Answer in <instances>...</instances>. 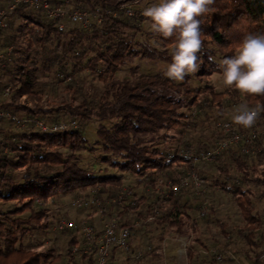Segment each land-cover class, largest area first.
Returning a JSON list of instances; mask_svg holds the SVG:
<instances>
[{"label":"trees","instance_id":"16d2710c","mask_svg":"<svg viewBox=\"0 0 264 264\" xmlns=\"http://www.w3.org/2000/svg\"><path fill=\"white\" fill-rule=\"evenodd\" d=\"M8 1L0 0V6ZM49 1L52 6L70 10L98 8L103 14L111 8L117 15H103L100 22L92 20L90 29L65 22L64 29L59 30L39 9L20 6L7 26L0 28V49L14 48L12 62L0 68V93L10 88L0 107L28 120L16 132L0 126V202L14 203L11 210L0 211V264H94V243L104 221L101 218L89 219L94 242L86 253L89 244L82 235L77 236L76 229L56 231L67 237L65 254L29 242L34 233L46 237L54 232L52 207L67 197L87 198L98 189L97 195L105 200L122 190L123 176L93 175L78 164L79 151L87 144L85 128L93 120L98 123L96 137L104 153L101 160L134 176L137 184L151 191L150 197L132 193V201L124 199L121 210L115 213L118 226L129 228L133 223L127 216L132 214L143 229L154 228L159 236H188L204 249L217 248L224 257L232 253L236 258H227L226 264H264L260 259L264 221L259 208L261 205L264 211V113L252 127L257 133L252 144L240 142L211 162L198 165L197 172L207 181L205 198L210 199L203 217H198L201 197L190 187L175 195L155 197V190L178 182L190 165L177 155L180 148L173 151L170 147L172 142H180L175 135H183L195 124L186 122L188 117L201 122H206L202 118L205 114L212 117L206 126L215 139L197 146L206 151L223 137L215 123H233L229 115L232 108L241 103H264V97L245 95L235 88L218 92L209 83L214 74L221 73V60L234 54L246 33L264 32V0H215L199 17L204 40L203 51L198 54V62L202 61L199 71L186 75L183 81L164 74H138L132 80L115 78L121 67L138 56L169 64L174 42V38L150 30L146 34L149 39L171 47L157 50L140 43L136 39L141 31L140 16L119 10L121 0ZM28 50L30 57L17 53L23 55ZM87 77L91 80L86 83ZM193 82L199 85L193 86ZM22 95L37 101L33 109L17 103ZM45 96L46 108L39 104ZM192 109L189 116L187 111ZM37 119L74 122L76 127L42 132L34 126ZM3 121L4 125L14 123ZM236 126L241 133L252 130ZM180 146L192 147L187 141ZM244 146L249 147L247 153ZM207 165L210 168L206 169ZM227 204L238 215L235 224L221 214ZM130 229L132 243L138 228ZM210 230L214 232L210 234ZM72 248H77L76 255ZM136 248L134 244L132 250ZM144 253L140 260L124 258L133 264H143L147 258L163 264L156 249ZM196 253L192 245L187 251L189 264H196ZM207 259L206 264H220L212 254Z\"/></svg>","mask_w":264,"mask_h":264},{"label":"built area","instance_id":"2783aa9c","mask_svg":"<svg viewBox=\"0 0 264 264\" xmlns=\"http://www.w3.org/2000/svg\"><path fill=\"white\" fill-rule=\"evenodd\" d=\"M147 4V3H146ZM129 5H132L131 9L135 7L143 9L145 1L142 2H132L128 0H121V5L119 10H123L126 14L132 15ZM138 5V6H137ZM20 6H30L39 9L45 16L53 20L56 27L59 30H63L65 27V22L73 25H79L83 29L91 28V21L97 20L100 22L103 15L116 16L117 10L111 8L106 9L104 14L98 8L88 11V10H70L62 6H52L49 0H9L3 6H0V28H5L7 26V21L14 14L15 10ZM118 10V11H119ZM14 54L13 46H8L4 49H0V68L8 65L12 62ZM10 92V88H5L3 93H0V100L2 97L6 96ZM46 96L43 101L39 104L46 108L45 105ZM17 103L28 108L33 109L37 104V101L29 99L27 95H22L17 100ZM5 119H10L15 122L18 126L23 127L28 120L23 118H17L15 115L4 110L0 107V121ZM34 126L37 127L42 132H56L59 130H66L67 128L76 127L74 122H55L46 123L44 120L37 119L34 120ZM217 128L223 133V137L220 138L215 146L209 150H198L193 147L180 148L176 153L179 157L184 158L189 161V166L184 175L176 183L168 182L167 187L160 191V196L168 197L170 195H175L180 192V190L185 188H192L195 194L201 197L200 201V213L198 217H203L207 209V199L205 198L207 191V181L200 176L197 172V167L200 163L211 162L215 159L221 152L228 149L229 147L238 144L240 142H245L247 144H252L257 133L253 129L248 133H241L237 126L230 121H221L217 123ZM1 138V136H0ZM249 151L248 146L243 147V152L247 153ZM97 190L93 191V195H90L84 199L72 200L67 208L79 209V208H96L101 214L107 216L105 222L103 221L102 233L100 237L95 241V252H94V264H109L111 257L115 251L120 252L126 259L129 260H140L143 254L138 251L132 250L130 243V230L128 227L118 226L117 220L113 215H107L108 206H119L122 203L124 197L130 195L129 192L122 189L116 196L112 197L109 201L104 203L97 196ZM76 229L80 230L81 235L89 244L88 248L84 250L86 253L91 249L90 244H92L94 237V229L90 224L86 222H77L76 220H60L56 223L54 230L63 231ZM175 239L178 242V246L174 249V253L178 257H183L186 255L187 249L191 244L192 238L188 236H176ZM72 253L77 254V248H72ZM210 253L214 255V259L217 263H223L227 258H233L231 255L224 257L217 248H211ZM235 259V258H233ZM260 259L264 260V251L260 256ZM234 264H242L240 261H235Z\"/></svg>","mask_w":264,"mask_h":264},{"label":"rangeland","instance_id":"374dc122","mask_svg":"<svg viewBox=\"0 0 264 264\" xmlns=\"http://www.w3.org/2000/svg\"><path fill=\"white\" fill-rule=\"evenodd\" d=\"M139 0H134L132 2H135ZM141 1H145V5L146 6H151L153 3H157L158 0H141ZM147 3V4H146ZM138 6V5H137ZM121 10V9H120ZM143 9L137 8L135 7L134 9H131V12L133 13L132 16L137 18V15L139 14L140 18H138L139 21L138 25L140 26V33L136 36V39L140 42V43H147L149 45H151L152 47L156 48L157 50H163L165 48L171 47V46H162L160 45V43L156 42L154 39H149L146 34H148V32L151 30L150 27V20L149 18H146L143 16L142 14ZM136 12H138V14H136ZM138 16V17H139ZM18 24V20L15 21V26ZM19 56L21 57H30V53L31 51L28 50V52L21 53V51L17 52ZM166 70V64L162 63L159 60H155V61H147L146 59L138 56L133 58L131 61L127 62L126 65H124L123 67H121L115 74V78H117L118 80H132L133 77H135L138 74H149V75H153V74H164ZM220 74H214L209 83L214 87V89L218 92H223L224 90H226L227 88L224 87L221 84H213V79L214 78H218ZM91 79L90 77L86 78V83L89 82ZM193 86H197L199 85L196 82L192 83ZM87 87V84L85 85V88ZM28 96V95H27ZM29 97V96H28ZM30 99V97H29ZM234 110L235 108H232L230 110V118H232V116L234 115ZM193 109L189 112L187 111L188 115L190 116V114L192 115L193 113ZM14 115V114H13ZM15 116L17 118H23L20 117L19 115ZM192 117V116H191ZM187 118L186 122L189 121H194L195 124H193L192 128L191 127H187L186 132L183 133V135H175L176 138H179L180 142H172V144H170V147L173 151H177V148H182L180 145L184 142L187 141L188 143H190L192 145L193 148L197 149V146L199 145H203V144H209L210 142H212L215 139V135L212 133V131L210 129H208V127L206 126L208 120L212 119V117L209 114H205L202 118L206 119V122H201L198 120H193L192 118ZM24 119V118H23ZM222 121V120H221ZM229 121V120H228ZM219 122V121H218ZM215 123V126L217 127V123ZM231 122V121H230ZM4 121H0V126L7 128V130L9 132H16L17 130L21 129L20 126H18L15 122L11 125H4L3 124ZM97 122L96 121H91L89 124H87L86 128H85V136L87 139V144L86 147L82 150L79 151L80 154V159L78 161V164L80 167H82L83 169H86L88 171H90L93 175H107V176H123V187L122 189H124L125 191L129 192L130 195L128 197H124L122 199V203L121 205H117V206H108V213L107 215H113L115 216L116 220H117V216L115 213L119 212L121 209V206L123 205V201L124 199L126 200V202L132 201L131 199V195L132 193L137 194V196H141L142 194L147 195L150 197V193L151 191L149 189L143 188V186L137 184L134 176H131L129 174H124L121 171H119L117 168H114L112 166H110L108 163H105L101 160V157L104 156V153L102 152V146L101 144L98 142V139L96 137V128H97ZM105 124L109 125V122H106ZM172 134V133H170ZM0 136L2 137V134L0 133ZM1 139V138H0ZM180 143V144H179ZM179 144V145H178ZM201 150V149H199ZM210 168V165H207L205 168ZM98 191V189H97ZM155 197L158 194V197L160 196V191L159 189L155 190ZM98 196V195H97ZM98 198L100 200H102L104 203H106L107 201H109L110 199H102L100 196H98ZM76 198L73 197H67L64 201V203H62L61 205H54L52 207L51 210V214L52 216H55L54 219V227L56 225L57 222H59L60 220H76L77 222H86L87 224H91L89 219L95 220L96 218H101L102 220H106L107 216L101 214V212L96 209V208H79V209H74L71 210L70 212H66V210H70L71 208H67V205L72 201L75 200ZM84 199V198H83ZM210 202V199L207 200V205ZM14 206L13 202H0V211L1 212H6L8 210H11ZM259 208H261V213H262V219L264 221V211L262 209V206L259 205ZM221 214L222 216L226 219V221L230 224H235L237 223V219H238V215L236 213V211L231 207V205H223L221 208ZM127 218L129 220L132 221V225L130 227H136L137 229V243L139 245V247L141 249H139L138 247L135 249V251H140L143 255L145 254L144 252L146 250H149V248H154L156 246L157 240L156 238H159V241L165 239V238H171V242L168 245H165V247L167 248L168 253L166 254V257L168 259V261L170 262V264H189L188 262V256H187V252L186 255L183 257H178L176 253H174V249L178 246V242L175 239V235L173 234H165V235H161L159 236H150L149 231L152 230L151 227H147L146 231L145 229H143V226L141 227V223L139 221H136L132 214L128 215ZM118 221V220H117ZM135 222H138L140 224H138L137 226L135 225ZM129 227V230L131 231ZM54 229V228H53ZM54 232L49 234L46 237L40 236L36 233L33 234V236L31 238H29V242H31L32 244H40L41 248L43 249H48V248H54L56 253H61V254H65L66 252V242H67V237L61 235V234H56V231L53 230ZM213 230H210V234L213 233ZM145 233V234H144ZM149 234V235H147ZM77 236H81V232L78 229L77 230ZM172 236H175L174 238ZM135 239V240H136ZM135 243H131V246H133ZM163 244V243H162ZM193 245V247L197 250L196 253V260L194 263L198 264V263H202V264H206L208 261V256L210 253V249H204L201 246H199L198 244H196L195 242L191 241L190 246L188 247V249ZM214 248V247H212ZM187 249V251H188ZM166 251V252H167ZM231 253V252H230ZM232 256L233 258H236L235 256H233V254H229V256ZM148 260H150V258H148ZM148 260H145L144 264H148ZM226 261V260H225ZM224 261V263L221 264H226Z\"/></svg>","mask_w":264,"mask_h":264},{"label":"clouds","instance_id":"9594fccd","mask_svg":"<svg viewBox=\"0 0 264 264\" xmlns=\"http://www.w3.org/2000/svg\"><path fill=\"white\" fill-rule=\"evenodd\" d=\"M215 0H158L143 7L142 14L149 18L151 30L164 38H174L171 62L164 75L174 81H183L186 75L199 71L198 54L203 51L204 40L199 17L209 11ZM132 5H129L131 9ZM221 73L213 84L235 88L239 92L264 97V32L246 33L234 54L225 56ZM264 103L254 106L241 103L234 110L232 121L243 128L253 127L261 114Z\"/></svg>","mask_w":264,"mask_h":264},{"label":"crops","instance_id":"0c3cea01","mask_svg":"<svg viewBox=\"0 0 264 264\" xmlns=\"http://www.w3.org/2000/svg\"><path fill=\"white\" fill-rule=\"evenodd\" d=\"M138 224H140V223L135 222V225L136 226ZM149 234H150V236H159L158 231L157 230H154V228H152V230L149 231ZM149 234H147V235H149ZM172 237L174 238L175 236H172ZM156 240H157V243H156V246L153 249H156V252H158V254H161L162 255L163 264H170V262L168 261V259L166 257V254L168 253V251H167V248L165 247V245L170 244L171 238L170 239L169 238L163 239L162 240V243L163 244L161 243V241H159V238H156ZM138 241H137V239L136 240H133V243H135L137 245V247H139V245L137 243ZM139 249H141V248L139 247ZM145 260H148V258L145 259ZM144 263H145V261H144ZM147 263L148 264H159V260L153 261V260L150 259V260H148ZM109 264H133V263L131 261L130 262L129 261H126L125 258H124V256H123V254H121L118 251H115L114 254H113V256L111 257V260H110V263Z\"/></svg>","mask_w":264,"mask_h":264}]
</instances>
